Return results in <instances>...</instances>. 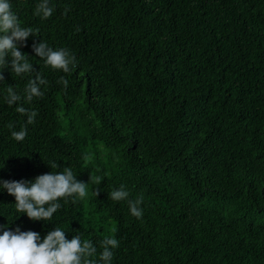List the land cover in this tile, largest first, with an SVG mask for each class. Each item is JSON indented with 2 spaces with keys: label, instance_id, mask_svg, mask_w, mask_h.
I'll use <instances>...</instances> for the list:
<instances>
[{
  "label": "trees",
  "instance_id": "trees-1",
  "mask_svg": "<svg viewBox=\"0 0 264 264\" xmlns=\"http://www.w3.org/2000/svg\"><path fill=\"white\" fill-rule=\"evenodd\" d=\"M9 2L38 35L18 45L31 74L2 70L0 180L70 167L88 184L51 221L17 213L0 189V234L19 227L43 240L58 227L92 240L93 259L115 237L111 264H264V0H49L47 19L35 15L41 0ZM40 40L76 67L45 66ZM37 73L43 96L9 106L7 88L23 96ZM23 127L18 142L11 132ZM121 184L143 196L141 218L109 198Z\"/></svg>",
  "mask_w": 264,
  "mask_h": 264
},
{
  "label": "clouds",
  "instance_id": "clouds-1",
  "mask_svg": "<svg viewBox=\"0 0 264 264\" xmlns=\"http://www.w3.org/2000/svg\"><path fill=\"white\" fill-rule=\"evenodd\" d=\"M52 13L53 8L49 6V0H41L35 10V15L43 19L50 18ZM35 35H38L37 31L21 26L9 0H0V80H4L2 70L9 65L11 72L17 76L34 71L33 65L18 45L24 44L30 36ZM32 48L36 56L44 60L45 66L54 70L70 73L76 67L75 57L67 49H53L43 40L34 42ZM59 82L67 88V79L61 77ZM46 83L47 81L37 73L34 78L28 80L23 96L9 86L5 101L9 106L21 101L30 104L34 97L43 96L40 86ZM16 111L27 117L26 125L35 123V110L17 106ZM12 127L10 124L9 128ZM26 135V127L11 132V136L18 142L24 141ZM84 159L88 161L89 158ZM48 165L51 168H59L55 162H49ZM102 180L99 175H90L89 182L98 186ZM87 184L78 180L70 167H65L63 171L38 175L34 182L0 180V189L15 197L17 213H25L33 221H51L53 215L62 207L59 201L71 198L72 203H76L77 198L83 200L87 196ZM108 195L113 201L127 200L131 215L138 219L142 217L143 209L140 205L143 203V196L129 199L130 193L123 184ZM99 243L102 251L98 259H93L97 247L92 240H82L80 233L69 240L65 230L55 227L41 240L38 232L21 231L16 227L15 230H4L0 234V264H111L113 250L119 247V241L115 237H105Z\"/></svg>",
  "mask_w": 264,
  "mask_h": 264
}]
</instances>
